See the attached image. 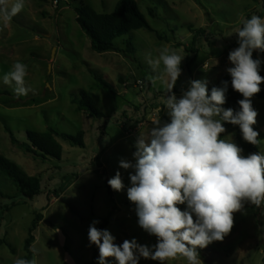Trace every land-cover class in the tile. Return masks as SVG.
Listing matches in <instances>:
<instances>
[{
    "label": "rangeland",
    "instance_id": "1",
    "mask_svg": "<svg viewBox=\"0 0 264 264\" xmlns=\"http://www.w3.org/2000/svg\"><path fill=\"white\" fill-rule=\"evenodd\" d=\"M117 1L26 0L25 8L0 30V93L9 94L0 96V155L26 176L39 178L41 185L39 195L26 200L0 175V264L23 258V243L35 214L42 215L30 247L37 264H97L98 248L88 240L94 220L99 221L97 228L108 220L105 229L117 244L132 238L140 244H156V237L139 227L135 205L127 197L133 170L119 167L121 158L133 160L137 137L142 133L147 138L153 121L161 116L170 121L159 102L166 95V85L156 79L158 73L147 60L157 57L164 46L183 50L182 74L173 89L179 98L191 80L206 79L213 85L229 74L227 69L233 65L229 53L239 45L235 33L228 35L244 18L253 14L264 18V0H134L154 31L131 32L134 62L122 53L92 51L90 40L75 21L74 8L79 4L109 14ZM198 30L202 33L192 43ZM123 40L115 41L120 49ZM257 59L261 61L259 74L264 76V57ZM17 61L28 68L26 96L15 95L14 85L3 83V76ZM260 88L264 90V83ZM80 90L89 94L102 118L76 111L71 99ZM252 104L258 112L253 127L264 131V100L254 96ZM5 126L18 145L11 144ZM48 129L69 136L81 131L84 148L56 137L62 148L60 160L43 161L22 151L19 145L27 143L26 131ZM221 138L238 145L232 128ZM261 142L257 149L264 152ZM117 171L125 187L119 192L111 189L109 197L105 180ZM199 257L203 264H264V204L245 203L241 212L234 213L230 234L210 244ZM108 264L116 261L109 258ZM139 264L156 261L141 258ZM170 264L187 261L181 257Z\"/></svg>",
    "mask_w": 264,
    "mask_h": 264
},
{
    "label": "clouds",
    "instance_id": "2",
    "mask_svg": "<svg viewBox=\"0 0 264 264\" xmlns=\"http://www.w3.org/2000/svg\"><path fill=\"white\" fill-rule=\"evenodd\" d=\"M26 0H0V30L19 14ZM235 33L238 47L228 59L234 65L227 69L231 87L242 95L239 110L222 107L226 103L228 81L213 86L208 81L191 80L179 98L173 89L182 69L183 50L164 46L157 57L147 62L156 79L166 85V95L160 97L170 122L153 121L147 138L141 133L134 144L133 160L121 158L119 167L129 173V201L135 204L138 225L156 237V244L138 243L136 238L115 243L107 229H99L94 220L88 229L90 245L98 248L97 264H139L141 258L170 264L184 258L187 264H203L198 249L213 242H222L234 226V213L241 212L245 203L256 207L264 204V152L243 155V149L233 140L222 139L225 123L238 125L242 138L260 146L259 132L254 129L258 112L252 98L264 83L259 59L254 50L264 51V18L253 14L241 20ZM161 65L163 66L161 68ZM27 65L15 62L3 76V83L14 85L17 96L28 95L25 85ZM114 191L125 187L119 171L108 179ZM180 205H186L181 210ZM14 264H37L35 259L18 258Z\"/></svg>",
    "mask_w": 264,
    "mask_h": 264
},
{
    "label": "trees",
    "instance_id": "3",
    "mask_svg": "<svg viewBox=\"0 0 264 264\" xmlns=\"http://www.w3.org/2000/svg\"><path fill=\"white\" fill-rule=\"evenodd\" d=\"M75 21L85 36L90 40V48L97 53L115 52L122 53L125 58L132 59L135 62V48L132 45L130 34L133 31L139 29H145L148 32L154 33L152 28L147 23L145 17L140 12L138 5L134 0H118L114 6V9L109 14H100L95 12L91 7L83 4H79L74 8ZM149 15L155 17L152 10H149ZM201 31H196L192 43L200 35ZM123 40V48L120 49L116 46L115 41L118 39ZM158 38V36H157ZM190 53L195 54V51L190 50ZM257 56L264 57V51L256 50L253 52V58L257 59ZM232 65L231 67H233ZM95 80L111 92V88L99 77L94 76ZM222 81H228V90L226 92V103L222 106L225 109L231 107L234 110H239L238 101L243 99L242 95L236 92L231 87V76L227 74L223 78L213 84L208 85L209 93L213 86L221 87ZM1 95H9L7 92L0 93ZM255 97L264 100V90H261ZM71 103L75 106L76 111L84 112L89 118L100 119L103 114L93 104V101L89 94L84 90H80L78 95L71 99ZM161 123L170 122L165 117L161 116ZM226 129H234L236 141L243 149V155L247 156L251 153L259 152L257 146H253L243 140L239 126L225 123ZM4 131L9 135V139L12 145H18L12 132L8 127H4ZM259 139L264 141V131H258ZM26 144L19 145L25 154L31 155L34 158L41 159L43 161L48 158L60 160L62 155V148L57 142L56 137H61L72 147L84 148L83 133L79 131L75 136L60 135L54 132L52 129H48L46 132L26 131ZM223 135V134H222ZM222 137V136H221ZM135 151V148H133ZM0 175L8 179L16 193L26 200H32L40 193V180L34 176H26L14 163L0 155ZM105 187L107 189V195L111 197V188L105 180ZM135 205V204H133ZM185 208H181L184 210ZM42 220V215L35 214L28 228L27 237L23 243V251L25 255L23 258L32 259L30 247L35 240L34 232L37 224ZM108 225V220H103L99 229H105ZM205 250L198 249L199 255ZM89 264V263H88ZM156 264H159L156 261Z\"/></svg>",
    "mask_w": 264,
    "mask_h": 264
}]
</instances>
